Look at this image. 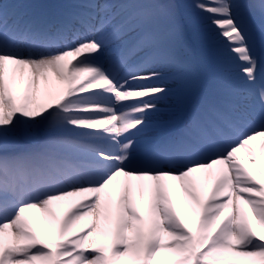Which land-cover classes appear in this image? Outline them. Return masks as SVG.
Segmentation results:
<instances>
[{
	"label": "snow or ice",
	"instance_id": "snow-or-ice-1",
	"mask_svg": "<svg viewBox=\"0 0 264 264\" xmlns=\"http://www.w3.org/2000/svg\"><path fill=\"white\" fill-rule=\"evenodd\" d=\"M190 30L241 88L149 138ZM0 264H264V0L0 3Z\"/></svg>",
	"mask_w": 264,
	"mask_h": 264
},
{
	"label": "bare ground",
	"instance_id": "bare-ground-1",
	"mask_svg": "<svg viewBox=\"0 0 264 264\" xmlns=\"http://www.w3.org/2000/svg\"><path fill=\"white\" fill-rule=\"evenodd\" d=\"M4 2H7V3L26 2V3H33V4H58L54 0H48V1H44V0H0V3H4ZM68 2H70V0ZM181 2L187 5H191L192 3H194V0H181ZM190 11H193V10H190ZM187 43L190 44V48H192L191 46H195L194 48L195 53H196L195 57L197 59L199 58L201 59L204 57L210 59L209 62H210L211 75H209L208 77H207L208 70L202 64L203 65L202 69H203V76H204L203 78L204 86L202 88L203 93H202L201 98L207 101H217V100L222 99L228 93L237 94L239 92L241 85H240L238 78L235 76V74H226L223 77H221L219 74V70H218L219 61L217 57L213 54V48L217 46L202 43L200 38L196 34H194V32L191 30L186 36L185 44L182 50L187 48ZM190 52H191V49H190ZM257 52H259V50H257ZM185 64L187 65L186 71L192 68V63L190 60H188V63H185ZM189 79H190V87L186 91L188 103L190 101L189 95L191 94V89L194 88L195 93H196L197 89L200 88V84L196 80L190 78V76H189ZM166 86L169 88H173V89L176 88V84L171 83V82ZM62 87H64V85L58 84L53 78L52 83L49 86L50 97H55L56 95H58L59 90ZM258 87H259V84H258ZM42 88H43V83H42ZM50 97L45 96L42 92L39 102L45 103L48 101ZM195 100H198V99L196 98ZM188 103H186L183 106V108H178L175 97H172L169 100L160 103L158 105L160 111L158 113L151 114L149 117V123L151 127L149 128L148 133H147L148 137L149 138H161V137L169 136L171 133H172L171 135H173L172 127L176 126L179 119L182 118L181 115L183 112L184 113L186 112L185 106ZM246 166L250 168V165H246ZM215 176H216V170L213 169V177L207 181L206 187L202 192V198H206L208 192L211 191V188L215 180ZM122 181H123V178H121V182ZM133 194L135 196V189H133ZM177 195H178V191L177 193L173 194L174 202L177 199ZM81 201H83L84 203L88 202L86 198L77 196V197H70L68 198V200L61 202L60 204L53 205L52 207H53V210L57 213V216L60 217L65 212H67L69 209H71L74 205L80 203ZM140 207H141V213L143 214V206L141 205ZM178 211L180 212L182 217L185 215L186 210L183 207H178ZM28 215H31V214H28ZM80 223L86 224L87 220L81 221Z\"/></svg>",
	"mask_w": 264,
	"mask_h": 264
},
{
	"label": "rangeland",
	"instance_id": "rangeland-1",
	"mask_svg": "<svg viewBox=\"0 0 264 264\" xmlns=\"http://www.w3.org/2000/svg\"><path fill=\"white\" fill-rule=\"evenodd\" d=\"M59 3L58 4H62L63 3V1L62 0H57ZM64 1H67V0H64ZM190 45L189 44H187V48L186 49H183L182 50V52H181V55H182V58H183V60H184V62H188V60H192L191 58V54H190ZM202 59V63H203V65L206 67V69L208 70V72H207V77L209 76V75H211V69H210V59H208V58H206V57H204V58H201ZM187 74L191 77H194V78H196V75H195V70H194V68H193V64H192V68H190V70H188L187 71ZM208 81H210V80H208ZM193 90H191V93L193 94Z\"/></svg>",
	"mask_w": 264,
	"mask_h": 264
}]
</instances>
